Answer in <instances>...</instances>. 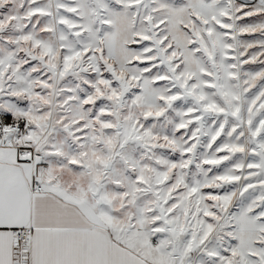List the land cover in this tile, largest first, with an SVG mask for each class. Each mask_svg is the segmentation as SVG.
<instances>
[{"label": "snow or ice", "instance_id": "6c2138e0", "mask_svg": "<svg viewBox=\"0 0 264 264\" xmlns=\"http://www.w3.org/2000/svg\"><path fill=\"white\" fill-rule=\"evenodd\" d=\"M0 264H264V0H0Z\"/></svg>", "mask_w": 264, "mask_h": 264}]
</instances>
